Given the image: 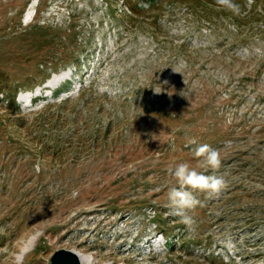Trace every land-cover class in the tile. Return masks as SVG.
<instances>
[{
  "label": "rangeland",
  "instance_id": "rangeland-1",
  "mask_svg": "<svg viewBox=\"0 0 264 264\" xmlns=\"http://www.w3.org/2000/svg\"><path fill=\"white\" fill-rule=\"evenodd\" d=\"M234 2L239 14L215 0H0V264H47L60 249L81 252L88 264H264V0ZM81 85L115 96L85 91L62 105L78 102L76 119L35 137L34 111ZM167 100L182 101L179 123L144 115V105ZM228 128L238 134L212 142ZM180 132L184 143L214 144L218 175L244 193L194 192L202 206L190 228L171 214L169 188L160 193L178 186L173 177L147 189L129 181L145 158L159 162L152 151L163 138ZM179 143L164 166L195 167L194 148L183 152ZM24 189L32 202L6 216ZM142 196L162 203L168 234L151 205L127 203ZM196 234L202 242L183 250L181 239Z\"/></svg>",
  "mask_w": 264,
  "mask_h": 264
},
{
  "label": "trees",
  "instance_id": "trees-1",
  "mask_svg": "<svg viewBox=\"0 0 264 264\" xmlns=\"http://www.w3.org/2000/svg\"><path fill=\"white\" fill-rule=\"evenodd\" d=\"M17 86H18L17 84L14 85V88H16ZM65 86H67V85H65ZM91 87L92 86L81 85V86H79V88L76 92L77 95H75V96L74 95H68L66 97H61V98H56V99L53 98L51 101H46L45 105L40 107V109L35 110L34 113L36 114V117H38V118L35 121H33L32 125L34 127L37 125L39 131L37 133V130H34V133H35L34 136L40 138V136L44 137V136L50 135L51 130H53L54 128H59L60 126H63L64 124H66L68 121H73L74 119H76L77 111L79 112V110L76 109L78 106V102H76L74 104V108L71 110H69V109L65 110V108L62 107V105L64 106L67 103H71L74 100H78L80 97L83 96V95L81 96V94L85 93V91H87V90L90 91L91 93L97 92L95 94V97L101 98V99L115 96V94H112L110 91H106V90L101 91V92L100 91L94 92V91H92ZM15 93H16V91L9 94L8 98L11 101L9 103H7V106L10 107L12 105V103L14 102ZM127 99L128 98H124L125 101H127ZM131 101H133V100L129 99V101H127V102H131ZM87 103H88V100H86V101L82 100L81 106L83 107V109L87 108L85 106ZM167 103H168V100L163 101L162 103H159L157 105H154L153 103L149 102L148 105H144L145 106L144 107V115H146V113L148 112V114L156 115L155 116L156 121H160L159 119H161V120L166 119L168 121L178 122V119L176 117L177 116L176 112L179 111L180 108L182 107V101L179 100L176 102L175 105L173 104L172 106H169V107H167ZM52 107H54L55 109H51ZM17 108L18 107L15 105L14 109H17ZM100 109H102V107H100ZM75 110H77V111H75ZM46 112H48V113H46ZM71 116H74V117H71ZM126 118H128V117H126ZM184 118H185V121L189 123L187 125L191 126V123L193 121H195L197 117L193 116L191 113L190 115H187V117H184ZM139 120H143V122L145 121L144 118H140ZM110 124H111V122H108V124L103 128L104 129L103 134L107 133V131L109 130V128L111 126ZM188 126H186V127H188ZM170 128L166 129V131H165L166 135H170L169 133H171V130L176 128V126L170 127ZM97 130H101V128H99ZM182 130L183 129H181V131ZM233 130L234 129H230V128L226 129V131L220 130L219 134L216 135V139H213L212 142L217 143V142H219V140L217 138L223 139V138H226V135L232 136V135L238 134ZM245 131H246V129L244 127L241 128L240 134L244 135ZM172 133L174 135L178 136L176 133H174V132H172ZM37 134L39 136H37ZM164 139L165 138H163L161 140V142L164 144V146L158 147L157 150L153 149V151H152L153 152L152 157L159 158V162L150 165L148 163V161H146L147 159L145 158L142 166L140 168H137L136 172L132 176H129V181L131 182L130 184L132 185V187L140 186L144 189H147L148 185L150 184L149 181L155 182V179L161 180L160 176H164V175L168 174L167 169L169 168V166H164L165 162L167 161L166 160V158L168 156L167 151L169 150L170 147H175V145L178 146L180 144V146H181V143H179V141H183V143H184V140L186 139V137H184L183 134L181 133L180 137H178V138L174 137V138H172L171 141L168 139L166 141H164ZM38 142L40 143V146H41L40 148H42V149H44V148L50 149V146L52 144V142H49V141L42 142L40 140ZM67 143H66L67 145L64 144L63 147L59 148L58 150L60 152H62L63 150H66L67 148H69V147H66V146H69V142H67ZM201 144H208L212 148H214L213 147L214 144L209 143L208 141L206 143H198V145L193 144L191 142H186V143H184L185 149H183L182 151L184 152V150H186V148H191V149L194 148L195 149L197 146H199ZM52 147H54V146H52ZM194 149L192 151H194ZM58 150L56 152H59ZM41 152H43V151H41ZM154 155H156V156H154ZM179 163H181V162H179ZM175 165H173V163L171 164L172 167H174ZM218 172L220 173L221 170L219 169ZM149 174H151L150 178L148 177ZM205 174H210V171L205 172ZM139 184H141V185H139ZM169 186L170 185L165 184L161 188L160 193L162 192V190L169 188ZM28 190L29 189H24L21 196L18 197L17 201L12 203L11 207L9 208L10 210L7 212L8 214L6 216L13 215L17 211H19L20 207L25 206L26 204L32 202V196L33 195H30L29 192H25ZM31 191H32V189H31ZM225 191L227 192L226 196H228L230 198H234L236 196L239 197V194L244 195L243 191H241V185L240 184H235L234 186H231L228 184ZM32 194H33V192H32ZM152 196L153 195H151V197ZM127 203L130 204L131 206L138 205L139 208L142 207L143 205L144 206L145 205H149V206L151 205L150 196L149 197L148 196L136 197L135 199L129 198ZM161 206H162L161 202H158L156 204L154 203L153 206L151 205L150 208L153 211L151 218H155L156 227L159 230H161L162 233H164L166 235V233L168 234V232H167L168 230L164 229V227H166V226H164L163 220L160 219L162 217H161L160 213H158V211L162 208ZM3 218H5V217H3ZM9 228L10 227H8L6 230H8ZM207 237L209 238V236H207ZM201 239H202V234H196L192 239H189V240H185V239L182 240L181 239L180 247L183 250H187V249H189L190 245H192L190 243H194V245L200 244L202 242ZM3 240H4V234L0 233V245L2 244ZM167 244L171 245L169 242H167Z\"/></svg>",
  "mask_w": 264,
  "mask_h": 264
},
{
  "label": "clouds",
  "instance_id": "clouds-1",
  "mask_svg": "<svg viewBox=\"0 0 264 264\" xmlns=\"http://www.w3.org/2000/svg\"><path fill=\"white\" fill-rule=\"evenodd\" d=\"M215 3L234 14L240 13V6L234 0H215ZM191 143L195 144L196 141L193 140ZM194 155L200 158L195 167L183 162L174 167L169 166L167 169L168 174L178 185L169 187L167 191L171 214L178 217L179 222L189 228L194 224V218L190 213L198 206H202V202L194 195V192L205 194L207 199H214L227 188L224 177L217 174L222 164L220 152L208 144H201L194 149ZM209 170L211 174H205Z\"/></svg>",
  "mask_w": 264,
  "mask_h": 264
},
{
  "label": "water",
  "instance_id": "water-1",
  "mask_svg": "<svg viewBox=\"0 0 264 264\" xmlns=\"http://www.w3.org/2000/svg\"><path fill=\"white\" fill-rule=\"evenodd\" d=\"M47 264H81L78 257L71 250L60 249L54 252Z\"/></svg>",
  "mask_w": 264,
  "mask_h": 264
},
{
  "label": "bare ground",
  "instance_id": "bare-ground-1",
  "mask_svg": "<svg viewBox=\"0 0 264 264\" xmlns=\"http://www.w3.org/2000/svg\"><path fill=\"white\" fill-rule=\"evenodd\" d=\"M73 252L78 257L81 264H88L87 260L84 258L83 254L81 252L75 251V250Z\"/></svg>",
  "mask_w": 264,
  "mask_h": 264
}]
</instances>
